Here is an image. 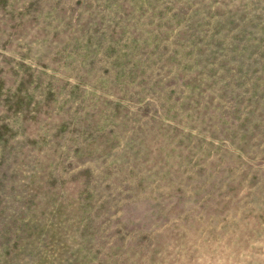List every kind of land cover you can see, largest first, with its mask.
I'll return each mask as SVG.
<instances>
[{"label":"rangeland","instance_id":"1","mask_svg":"<svg viewBox=\"0 0 264 264\" xmlns=\"http://www.w3.org/2000/svg\"><path fill=\"white\" fill-rule=\"evenodd\" d=\"M0 264H264V0H0Z\"/></svg>","mask_w":264,"mask_h":264}]
</instances>
